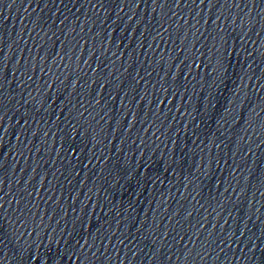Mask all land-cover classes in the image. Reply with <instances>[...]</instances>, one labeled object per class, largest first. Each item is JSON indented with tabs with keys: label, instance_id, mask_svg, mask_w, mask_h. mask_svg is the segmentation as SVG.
Returning <instances> with one entry per match:
<instances>
[{
	"label": "water",
	"instance_id": "water-1",
	"mask_svg": "<svg viewBox=\"0 0 264 264\" xmlns=\"http://www.w3.org/2000/svg\"><path fill=\"white\" fill-rule=\"evenodd\" d=\"M0 264H264V0H0Z\"/></svg>",
	"mask_w": 264,
	"mask_h": 264
},
{
	"label": "snow or ice",
	"instance_id": "snow-or-ice-1",
	"mask_svg": "<svg viewBox=\"0 0 264 264\" xmlns=\"http://www.w3.org/2000/svg\"><path fill=\"white\" fill-rule=\"evenodd\" d=\"M221 68H223V65H221Z\"/></svg>",
	"mask_w": 264,
	"mask_h": 264
}]
</instances>
